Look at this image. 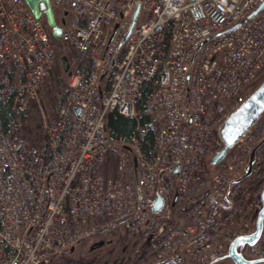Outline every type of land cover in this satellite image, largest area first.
I'll return each mask as SVG.
<instances>
[{"label":"built area","instance_id":"1","mask_svg":"<svg viewBox=\"0 0 264 264\" xmlns=\"http://www.w3.org/2000/svg\"><path fill=\"white\" fill-rule=\"evenodd\" d=\"M263 1L51 0L74 67L33 142L26 121L55 61L53 38L25 0H0V264H51L114 234L138 240L139 259L207 264L248 232L264 140L250 175L235 179L264 138V109L209 160L218 127L264 70V6L250 15ZM111 115L133 129L117 132ZM226 193L230 204L194 236ZM241 252L264 257V221Z\"/></svg>","mask_w":264,"mask_h":264},{"label":"rangeland","instance_id":"2","mask_svg":"<svg viewBox=\"0 0 264 264\" xmlns=\"http://www.w3.org/2000/svg\"><path fill=\"white\" fill-rule=\"evenodd\" d=\"M66 14V12H64ZM63 22V20H61ZM55 49V61L51 67L48 77L43 83L37 95V101H33L29 107V115L26 121L27 133L33 135V142L40 137V124L43 116L50 114L51 108L58 98L65 92L69 80L70 70L74 67V52L61 40H53ZM63 59L66 68L63 66ZM264 79V70L256 79L249 84L248 91L252 92ZM249 92V93H250ZM252 215V214H251ZM255 214L251 216L254 219ZM102 241V243H99ZM139 242L132 239L122 238L120 235H107L95 240L82 241L69 253L56 258L51 264H146L147 261L140 260L135 255V248ZM137 245V246H136ZM153 264H189L188 262L164 261ZM212 264H235L227 256H223ZM264 264V262H259Z\"/></svg>","mask_w":264,"mask_h":264},{"label":"water","instance_id":"3","mask_svg":"<svg viewBox=\"0 0 264 264\" xmlns=\"http://www.w3.org/2000/svg\"><path fill=\"white\" fill-rule=\"evenodd\" d=\"M29 8L31 9L33 15L36 18H39L43 15L47 25L50 27V32L54 38H59L61 35V27L56 23L53 15V9L50 3V0H25ZM264 6V1L250 13V15L254 14L261 7ZM138 8H136L132 21L129 25L126 36L129 34L130 29L133 25V22L137 16ZM241 22L236 23L230 28L226 29V31L236 28L240 25ZM63 66L66 68L65 59H63ZM264 108V79L260 82V84L245 98V100L233 111H231L227 117L223 120L221 126L219 127L218 134L220 139L222 140L221 148L212 156L211 163H217L225 154L227 148L231 147L236 139L240 136V134L258 117L262 109ZM231 141V143H229ZM259 142L254 148H252L251 153L249 155L248 162L245 165V171L238 178H242L243 176L248 175L251 172V164L254 161V153L255 149ZM177 171V168L175 169ZM176 199V194L173 197L172 204ZM261 199V207L258 210L254 229L252 232L248 234H241L236 236L229 245L228 251L226 253L227 257H230L235 264H258L261 261H264V258L258 259H246L236 250V245L239 244L242 246L243 244H253L259 237L262 222L264 218V186L260 193ZM162 204L161 197L157 196L154 200V204L152 209L156 210L160 208ZM99 243H102L100 241Z\"/></svg>","mask_w":264,"mask_h":264},{"label":"trees","instance_id":"4","mask_svg":"<svg viewBox=\"0 0 264 264\" xmlns=\"http://www.w3.org/2000/svg\"><path fill=\"white\" fill-rule=\"evenodd\" d=\"M108 121L110 125L114 127L116 131L119 133H126L133 129V121L130 118L123 117L121 115H111ZM210 204H211V210L207 215V217L199 222L197 231L194 234V236L203 232L205 224L212 220V211L218 206L219 203L214 201L211 202ZM164 261H179V258L177 256H172L170 258L161 261L151 260L149 262H146V264H153L155 262H164Z\"/></svg>","mask_w":264,"mask_h":264},{"label":"snow or ice","instance_id":"5","mask_svg":"<svg viewBox=\"0 0 264 264\" xmlns=\"http://www.w3.org/2000/svg\"><path fill=\"white\" fill-rule=\"evenodd\" d=\"M229 143H231V141H229Z\"/></svg>","mask_w":264,"mask_h":264}]
</instances>
